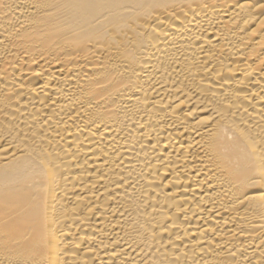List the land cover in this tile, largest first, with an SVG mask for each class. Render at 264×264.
<instances>
[{
    "label": "bare ground",
    "instance_id": "6f19581e",
    "mask_svg": "<svg viewBox=\"0 0 264 264\" xmlns=\"http://www.w3.org/2000/svg\"><path fill=\"white\" fill-rule=\"evenodd\" d=\"M0 264H264V0H0Z\"/></svg>",
    "mask_w": 264,
    "mask_h": 264
}]
</instances>
